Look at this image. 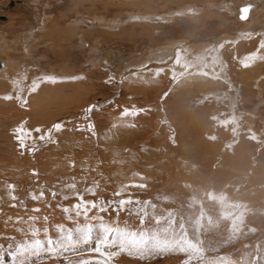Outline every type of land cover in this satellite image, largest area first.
Here are the masks:
<instances>
[{
  "label": "rangeland",
  "instance_id": "rangeland-1",
  "mask_svg": "<svg viewBox=\"0 0 264 264\" xmlns=\"http://www.w3.org/2000/svg\"><path fill=\"white\" fill-rule=\"evenodd\" d=\"M37 1L42 2L43 0ZM186 1L187 0H182V2H180L181 4L179 5L178 3L176 5L171 2L173 6L170 3L169 8L167 9L173 10V12H178L176 10H179L180 13H177L172 20L169 19L167 22L166 19L164 21L159 20L160 25L158 26H160L161 29L156 30L152 29V27H147L152 25V23L149 22L145 26V31H142V28L137 26L138 24H135L136 26L132 29L131 25L136 22L134 21V23H130L126 21L124 15L125 10L129 11L130 9L131 11L132 8H119L122 9L120 12L122 27H118L114 31L116 32L115 34H119L121 37L118 36V38H113V41L110 43L112 48H114L115 51L126 55L129 53H138V51L142 52V49L144 50L149 47H156V45H158L157 43L165 45L167 43L169 44L171 41L182 42L189 40V38L191 40H202L211 37L213 32L217 33H213V36H224L228 38V35H233V28H239L236 24L239 21L236 16L238 11H235L234 17H231L225 14L227 13V10L222 11L221 9L220 14L222 12L223 14L216 15L218 20L216 16H214L216 22H214V19L210 17L207 20L204 19L202 22L199 20L195 23L192 19H190L191 17L185 15L187 13L183 8L193 6L194 4L201 6V4L204 3L202 0H197L201 3L199 2V4L197 1L196 3L187 1V4L185 3ZM225 1H229V3L232 2V0ZM33 2L31 0H0V14L9 17H7L8 19L6 22H1L2 26L0 25L1 61L3 59H9L12 62H17V60L20 61L22 59V56L20 57V52H15L12 50L5 56L3 54L4 51L1 47V44L6 43L8 40H13L15 42L18 40L19 36L25 32H29L31 27H35L34 23H36L37 19L33 6L35 4H32ZM189 2L192 5H190ZM212 2H217V0ZM49 4L51 5L48 7H45V5L42 7L37 5V12L39 13L41 8V13L50 12L53 16H58L59 14L66 12L69 14V17L73 16L71 15L73 13L71 10L70 1L66 2L65 0H49ZM241 5L242 4L239 6ZM246 7L249 10L251 9L250 6ZM234 8L236 9L237 7ZM242 8H244V6H242L239 11H241ZM116 11H118V7H111L105 15H108L109 17L110 14V17H113V13ZM181 11L185 13H181ZM167 12L168 11L164 10L158 13L163 14ZM212 12L215 14L218 13L216 9ZM84 16L86 15L84 14ZM115 16L119 17L117 15ZM136 18L134 17L132 20H137ZM168 18H171V16ZM233 21L236 22L233 23ZM59 22L61 23L59 24V28L62 30L65 27V22L63 23V26L62 21ZM144 23L146 24V22H143L142 24ZM221 23L225 27L221 28ZM211 24L214 25L212 26ZM47 25H49L48 21L45 26ZM227 25L232 28L227 27ZM81 26H84V28H93L89 26L87 27L86 25ZM124 30L128 31L126 32L127 34L125 33V35ZM146 30H149L151 34L149 35ZM47 31L48 28L43 30V33ZM203 31L204 33H202ZM121 32H123V34H121ZM151 36L153 37L152 41L150 42L149 38ZM45 37L50 36L44 35L41 37L40 33H38L32 37V42L30 41V44H36L37 42L38 48L36 51H32L30 56H34L33 58L35 60L37 59L36 62H38V65H40V67L43 66V68L48 70V73H51L53 69L55 71L57 70L58 72L61 70V68L67 70L73 69L72 71L75 73V75H83L84 73L82 78L85 77L86 79L83 81L84 86L83 90H81L83 95L81 98H78L81 100L80 102H75L78 99H72L73 97L70 96L72 91L71 89H67L66 97H63L61 94H59V97L56 100H53L44 111H41L34 104L29 102H21L22 104L20 103L18 105L12 96H9L11 99L5 100L2 97H8L7 94H9V91L4 90L6 87H3L2 90H0V94L2 93L0 95V188L9 189L11 192L10 196H7V198L6 196L4 197L0 195V264H21V262L22 264H78V262L88 261V255H93L96 252L99 253L100 256H105L107 259L105 264H108L109 262L112 264V262L115 260L121 264H264V174L258 176L255 183L248 179L250 176H252V173H256L257 171L254 167L255 162L253 165L251 164L254 161L253 159L257 158V156L254 158V156L257 153V150L263 148L260 143H262V140H264V133L259 134V132L256 131V128L259 127V129H263L264 127V124L262 122V124L260 123V117H264V95H262L264 92L261 91L263 89L260 87L258 81L254 88L251 89V92H248L247 88H240L237 86L238 83L234 82L239 79L237 72H239L241 70V66H243L242 60H239L241 59V52L239 53L237 51L238 47L236 50H234V47L232 48V46L228 44L229 46H226L230 47L231 49L224 47L221 49L222 56L225 58L224 63L227 69L226 77L228 82L233 86L226 82L224 88H222L223 90H218L222 92V95L226 90L224 95L219 97L220 99L217 97H212L214 96L212 95V91H208L211 93V95L208 94L207 96L211 97L207 98H204L202 94L199 96L198 93L189 94L184 97L177 96V98H172V96L168 94V86L170 85L168 82H164L163 86H161L159 89L155 87L144 88V90L143 87H138L137 91L135 90L131 95V98L129 92L123 91V89L119 88L117 84L112 81V78H109V82L104 79L106 78L104 73L106 68L102 69L99 68L101 65H96L97 61L94 59L95 52H91L93 49L91 47L92 44L95 46L96 43H93L90 38L85 37V35L81 33L80 36H75L70 41L65 40L61 44L56 43L55 47L53 43L51 44L48 40H46ZM43 39H45L44 41L46 43L42 42ZM81 39L83 41H81ZM96 46H100V44H97ZM54 49L56 50V53L54 52ZM253 49L255 50V48L252 46V49H249V51L246 49L244 52H254ZM60 50H64L66 55H72V58L67 57L66 59H62V57L57 55V52H61ZM225 50L226 52H224ZM245 53H243V55ZM68 63H70V65ZM62 64H66V67H63ZM235 65L237 66V69ZM93 71L96 73H91ZM263 71L264 66L260 70V72H262L264 75ZM256 87L258 88L256 89ZM141 88L143 90H141ZM239 94H243L246 97H241ZM226 95H228V97ZM60 96H62L61 99ZM2 99H4V101H2ZM68 99L71 101L74 100V102H68ZM256 99L259 100L255 101ZM7 101L10 103H7ZM98 101L104 102L102 103L103 105L95 107L92 112L89 111L90 114L89 112L86 114L85 108L91 104L97 103ZM2 102H4V104L6 102L7 104L4 105ZM60 105H63L65 110H73L76 109L77 106V110L79 112L73 116L74 120L72 117H70L72 119H65L62 122V125L65 124L66 126L65 130L60 131L59 134L53 137V139H49L47 144L41 145V147H39L38 154H36L35 151H37V149H35L34 153L37 156L35 154L31 155L33 152L29 151V149H32L35 141V139L33 140L32 137L33 134L30 138L25 137L24 143L26 146L24 149H21L16 139V131L19 126V120L25 122L26 128H28L27 130H30L32 133L35 131L33 127L36 124L38 127V123L41 124L40 126L45 127L44 122L41 121L42 116L51 114L50 110L55 109V107H59ZM124 108L133 114L125 116ZM38 111L42 115H40ZM251 111L253 112L252 114L254 116L251 114ZM27 112L29 114H27ZM234 114L238 117L234 116ZM29 115H32V118L34 119H32ZM21 117L23 118L22 120ZM26 117L27 119L30 118L31 121H29L30 119L26 120ZM192 117L193 119H191ZM249 118H253V121L247 122V119ZM124 120L126 122H124ZM227 121H229V123ZM233 121H237L238 125L242 124L240 125V133L237 136L232 134L233 127L230 123ZM181 122H184L185 124H181ZM106 123H109L108 126ZM89 124L94 126L91 131L88 130ZM69 125L71 127H69ZM228 126H231L232 128ZM211 127L212 130H210ZM121 128L123 129L121 130ZM191 128L196 132H192L191 134ZM206 128L208 129V133L203 132V130ZM215 129L216 132H214ZM245 130H248V132ZM125 131L128 136L124 133ZM259 135H261L263 139ZM60 136L65 137V139L63 138V140H61ZM98 136L101 137L99 138L100 142H112L118 144L119 146H123L125 143L127 146L129 145L130 148L131 146H134V149H132L133 147L131 148L134 150L132 155H136H130L132 151L129 148V154H125V156H129V167L131 165V167H133L134 164H139L135 166V169H140V171H142L140 172V174L142 173V178L138 179V181L135 183L130 182V178V181L122 182V186L121 184L117 185L116 182H114V179L110 180L109 178H111V173L114 171L112 168L113 162L110 161L111 158L114 160L110 154L113 151L109 152V150H107L109 149L108 146H106V151L102 150L101 148L96 149ZM229 136H231V138ZM242 136L244 137V141H241ZM209 137L211 139L208 140L207 138ZM225 137H227L229 142H231L230 149L232 148L231 150L233 151L231 152L232 155L230 156L231 159L234 158V164L228 165V163L232 161L227 156V160H223V163L228 162L227 164L222 163L224 166L221 164V167L220 165H216L218 166V169L221 170L220 178H217V167H213V169L211 168L212 170L216 169L214 174L213 172H210L209 175L206 176L205 171L207 163H210H208L210 167V165H212V161L215 158V155L213 156L212 153H207V151L209 148H211V146L213 147V145H218L219 148L225 149L227 147ZM220 138L222 142L218 143V139ZM36 141L38 143L41 142V140L38 139ZM52 141H55V143ZM137 141L139 143H137ZM205 142H207V144L209 143V145H212H210V147H205ZM137 144L139 146H137ZM234 144L239 145L238 150L244 153L245 156H243V160L242 158L238 157L239 151L237 150V147L234 149ZM253 144L257 145L253 146ZM141 145L144 147L142 148ZM61 146H63V148H61ZM242 146L244 147L242 148ZM247 146L248 148L245 149ZM40 149L41 152L46 153L48 151V153L50 152L52 155L55 154L54 157L56 159L53 158L54 163L51 161V164H48L49 157L39 154ZM169 149H172L171 152ZM246 152L249 153L252 158L246 154ZM43 156L44 158H42ZM61 157L65 158V160L63 159L65 163L62 162V164H60L59 159ZM33 158H35V162H33L34 165H32L31 168V164L29 163H32ZM251 159L252 161L250 163L249 170L246 171L247 169H243V164L245 165L246 163L248 167V161ZM131 160L134 162L137 161V164ZM40 162L41 164H39ZM47 164L48 166H46ZM58 164L61 166L60 170V166L53 168V166ZM143 164L145 165L144 168ZM225 166L230 167H228L229 169L226 168L228 169L226 170L224 168ZM131 167L129 168L130 170L128 169L129 171L132 170ZM218 171L217 173H219ZM222 171L225 172L226 177L227 174L229 177L231 176V179H228L229 177L226 178ZM33 173H35V175ZM194 174H196L197 180L200 178V181L195 182L196 180L193 178ZM59 175L69 176L72 180L71 182L76 184L75 188L70 189L69 187L66 189L68 186L63 187L62 185H56L57 189L52 187L55 177L59 179ZM185 176L187 177L185 178ZM232 176L237 177H233L235 181H233ZM242 176L245 178L243 179ZM51 178L52 180H50ZM223 178H226L227 181ZM187 179L188 184L192 182L201 186L200 190L203 189L201 192L202 195L198 192V185L195 184L198 189L195 191V198L190 199L191 195L194 193L195 185L191 187L188 186L190 190L189 188L186 189L181 184H183ZM217 179L221 180L218 181ZM43 182L45 185H39V183ZM227 184L230 188H228ZM10 185L14 186V188H10ZM125 186L126 188H124ZM255 186H258V189H260L259 187H262L259 190L260 193ZM182 187H184L187 192H185ZM50 189H52L55 193L53 197L48 195ZM207 190L209 193L211 192V194H208L209 197L212 195V193H216V191L217 193L220 192L225 195L222 199H220V197L218 198L220 193L214 194V196H211L212 198H209L206 194L208 193ZM36 191L38 193H36ZM41 191L44 193L43 198L33 200L32 196L36 195L39 197L38 195ZM120 191L122 193H120ZM251 192H253L255 196ZM233 194L235 196H233ZM226 195L228 196L225 197ZM13 196L15 199L11 198ZM80 196L83 197L84 201L96 203L107 210L101 212L98 209H89L88 219H85L83 214L77 217L74 215L75 211L73 210V205L80 203V200L78 199ZM240 196H242V198ZM232 197H237L236 201L230 202V198ZM124 200H130L132 203L127 205L125 210H119V205L121 201ZM239 200H241L242 203L240 201L239 204ZM246 200L248 201L246 202ZM38 208L39 211H34V209ZM64 208H68L70 211L65 213L63 211ZM48 210H51L52 212ZM144 213H146V217L143 215ZM94 214H97L98 217L95 221L93 218L91 219ZM29 217H35L36 219L30 220ZM58 217L60 218L58 219ZM66 217H68V220H66ZM101 217H103V225L105 226L119 227L122 229L126 228L130 231H136L138 233L140 232L145 237V242L148 243V248L144 251H139L135 248L129 249L126 245L124 248H121L120 242L116 239V237L108 239V237L104 235L102 231V225L100 223ZM43 219L45 220L43 221ZM53 219L54 222H52ZM69 220L71 222H67ZM43 222L48 223L51 226H47L46 224L44 225ZM17 224L19 226H16ZM85 224L91 230L90 241L87 243H85L83 240L77 239V241L71 246H67L64 249H59L55 255H49L47 251H44L39 256L28 254L16 260H14L10 255V253L16 252L19 247H28L29 245L33 244L35 239H41L44 243V248L47 249V239L51 238L59 241L61 240L62 235H66L68 231H71L74 235V238H77L76 228L83 227ZM59 229H63V233H61ZM34 232L36 235H32ZM96 260H100L99 257ZM100 261H102V259ZM102 262H104V260Z\"/></svg>",
  "mask_w": 264,
  "mask_h": 264
},
{
  "label": "bare ground",
  "instance_id": "bare-ground-1",
  "mask_svg": "<svg viewBox=\"0 0 264 264\" xmlns=\"http://www.w3.org/2000/svg\"><path fill=\"white\" fill-rule=\"evenodd\" d=\"M33 3L32 4H35L33 5L34 6V9H35V12H36V23H34L35 27H31V30L29 32H25L23 33L21 36H19L18 40H16L15 42L12 40H8L6 41V43H2L1 44V47L4 51V55L6 56L7 53H10L11 50L12 51H15V52H20L21 55L20 57L22 56V59L20 61L17 60V62H12L10 61L9 59H3L2 61L0 60V90H2V88L6 87L4 90L6 91H9V96H12L14 97V100L15 102H17V104L19 105L21 102H25V100L29 103H32L34 104L37 108H39L41 111H44L48 105L53 101V100H56L58 97H59V94H61L63 97H66L67 96V93H66V90L67 89H71L72 93L70 94V96H72L73 98L72 99H78V98H81V96L83 95L82 94V91L83 90V81H85V77H83L82 74H78V75H75V73L70 69V70H67V69H63L61 68V70H59L57 72V70L55 71L53 69V71L51 73H48V70H46L45 68L40 67V65H38V62H36V60L33 58L34 56H30L32 51H36V49L38 48V43L36 42V44H30L32 41V37L35 35V34H38L40 33V36L43 37L44 35H49L50 37H45L46 40H48L51 44L53 43V45L55 46L56 43H63V41L65 40H71L72 38H74L75 36H80L81 33L85 35V37L87 38H90L91 41H93V43H96L95 46H93L92 44V51L91 52H95V55H94V59L95 61H97L96 65H101V67L99 68H106V71L104 72L105 73V77L104 78L106 81L110 80L109 78H112V81L115 82L117 84V86L121 89H123V91H128L129 94H130V97L132 98V94L134 93V91L138 89V87H143L144 88H155L157 87L158 89L163 86L164 82H168L170 83V85L168 86L169 87V90H168V94L170 96H172V98H177V96H187L189 94H193V93H198L199 96L202 94L204 98H207V97H211V96H207L208 94L211 95L210 92L208 91H212L214 96L212 97H217L219 98L220 96H223L224 93L226 92H223V95H222V92L221 91H218V90H223L222 88H224L225 86V83L228 82L227 80V72H226V65L224 63V59L223 56H222V48H230V47H227L226 45H231L232 48L234 47V50L237 49L238 47V52L240 53L241 52V59L239 60H242V64L243 66H241V70L239 72H237L238 74V77L239 79H237V81H234V82H237V86H239L240 88H244L248 90V92H251V89L254 88V86L257 84V81L259 82V85L260 87H262L263 90H261L262 92H264V78H263V74L262 72H260L261 68L264 66V0H232L231 3H229V1H225V0H220L217 2H212L214 0H202V2L204 4H201V6L199 5H196L194 4L193 6H188L187 8H183L185 9L184 11L187 13L185 14L186 16L188 15L189 17H191L190 19H192L195 23L197 21H203L204 19L207 20L208 18H212L214 19V22L215 21V17L216 15L220 14V9L223 11V10H227L225 13L226 15H229V16H233L234 17V12L235 11H238V13L236 14L237 18L239 19L238 23L237 24V27H239L238 29L237 28H233L234 31H233V35H228V38L224 37V36H213V33H216V32H213L212 33V36L209 37V38H205V37H202V38H205V39H202V40H191L189 38V40H186V41H171L169 42V44H165V45H161L160 43H157L158 45H156V47H149L147 49H142V52H139L138 53H129V54H126V55H123L122 53L120 52H117L114 50V48H112L111 46V41H113V38H118V36H120L119 34H115L116 32L114 30H116L118 27H122L121 26V18H120V12L122 11V9H119V8H127V7H130L132 8L131 11L129 9L128 10H125V18H126V21L128 22H133L134 21L136 23L132 24V29L137 25V26H140L142 28V31H145L146 29V25L147 23H152L151 26H147V27H152V29H161L160 26V22L159 20H165L166 19V22L167 20H172L174 18V16L177 14V13H180L179 10H176L178 12H173V10H169L167 8H169V4L172 2L173 4H176L178 3L181 4L180 2H182V0H65L66 2L70 1V5H71V10H72V13L71 15H73L72 17H69V14H67L66 12L63 13V14H59L58 16H53L50 12H43L41 13L42 9L40 8V12L38 13L37 12V5L42 7L45 5V7H48L50 6L51 4H49V0H43L42 2L40 1H37V0H31ZM185 1V0H184ZM187 1H191L193 3H196L197 0H187ZM187 1L185 3H187ZM198 2V1H197ZM200 2V1H199ZM198 2V3H199ZM212 2V3H211ZM9 3V2H8ZM171 3V5H172ZM184 3V4H185ZM201 3V2H200ZM199 3V4H200ZM188 4V3H187ZM190 4V2H189ZM240 4H242L241 6H239ZM192 5V4H190ZM173 6V5H172ZM187 6V5H186ZM239 6V7H238ZM244 6V8H242L241 11L240 8ZM246 6H250V10L246 7ZM10 7V6H9ZM70 7V6H69ZM111 7H118V11L114 12L113 13V17L111 16L110 17V14H109V17L108 15L106 16L105 14L110 10ZM234 7H237L236 9ZM65 9V8H63ZM82 9V10H81ZM114 9V8H113ZM117 9V8H116ZM128 9V8H127ZM216 9V11L218 12L217 14H215L214 10ZM5 10V8H4ZM62 10V9H61ZM66 10V9H65ZM168 11L167 13H163V14H159L158 12L160 11ZM254 10V11H253ZM45 11V10H44ZM82 11V12H80ZM124 11V10H123ZM253 11V12H252ZM185 12H182L181 13H185ZM252 12V14H251ZM5 13V12H4ZM84 14L86 16H84ZM223 14V12L221 13ZM220 14V15H221ZM47 15V17H46ZM52 15V16H51ZM80 15H83V16H80ZM115 15L119 16V17H116ZM160 15V16H159ZM163 15V16H162ZM243 15H246L245 17H243ZM251 15V17H250ZM91 18H90V17ZM171 18H168L170 17ZM224 16V15H223ZM0 25L2 26V23L1 22H6V20L9 18L4 16V15H1L0 14ZM11 17V16H10ZM13 17V16H12ZM89 17V18H88ZM136 18L137 20H132L133 18ZM214 17V18H213ZM221 17V16H219ZM17 18V17H16ZM109 18H112V19H109ZM124 18V19H125ZM217 18V16H216ZM35 19V20H36ZM138 19H141V20H138ZM189 19V20H190ZM226 19V18H225ZM228 19V18H227ZM231 19V18H230ZM71 20V21H70ZM211 20V19H210ZM218 20V18H217ZM220 20V18H219ZM49 23V25L45 26L46 23ZM59 21H62V26H63V23L65 22V27L60 30L59 28V24H61ZM213 21V20H212ZM143 22H146V24H142ZM220 22V21H218ZM223 22V21H222ZM228 22V21H227ZM236 22V21H235ZM233 21V23H235ZM90 23V24H89ZM192 23V22H191ZM231 23V22H230ZM14 24V23H13ZM136 24V25H135ZM201 24V23H199ZM207 24V23H206ZM224 24V23H223ZM81 25H86L87 27H93V28H84V26H81ZM212 25V24H211ZM214 25V24H213ZM212 25V26H213ZM222 25V23H221ZM225 25V24H224ZM229 25V23H228ZM227 25V27H229ZM233 25V24H232ZM61 26V25H60ZM235 26V24H234ZM139 27V28H140ZM202 27V26H201ZM222 27H225V26H221ZM226 27V28H227ZM48 28V31L43 33V30H46ZM229 28H232V27H229ZM200 29V28H199ZM203 29V28H202ZM220 29V28H219ZM218 29V30H219ZM224 29V28H223ZM204 30V29H203ZM225 30V29H224ZM227 30V29H226ZM125 31V30H124ZM123 31V32H124ZM133 31V30H132ZM131 31V32H132ZM148 32V34L150 35L151 32H149V30H146ZM161 31V30H160ZM220 31V30H219ZM231 31V30H230ZM123 32H121V34H123ZM128 32V31H125L124 32V35L125 33ZM130 32V31H129ZM226 32V31H225ZM224 32V33H225ZM201 33V32H200ZM199 33V34H200ZM204 33V31L202 32ZM207 33V31H206ZM211 33V32H210ZM127 34V33H126ZM217 34V33H216ZM20 35V34H19ZM57 36V37H56ZM121 37V36H120ZM127 37V36H126ZM134 37V36H132ZM152 37L151 36L149 39V41L151 42L152 41ZM194 37V36H193ZM17 39V38H16ZM59 39H60V42H59ZM45 39L42 40V42L46 43L44 41ZM80 40V39H79ZM89 40V39H87ZM31 41V42H30ZM47 41V43H48ZM78 41V39H77ZM81 41H83L81 39ZM85 41V40H84ZM2 42V41H1ZM69 43V42H68ZM79 43V42H78ZM253 43V44H251ZM80 44V43H79ZM97 44H100V46H96ZM91 45V44H90ZM228 45V46H229ZM18 46H19V49H18ZM72 46V45H71ZM84 46V44H83ZM151 46V45H150ZM252 46L255 48L254 52H250V53H245L244 51H249V49H252ZM56 47V46H55ZM54 47V48H55ZM58 48V47H57ZM21 49V50H20ZM96 49V50H95ZM231 49V48H230ZM87 50V49H86ZM227 50V49H226ZM226 50L224 52H226ZM233 50V49H232ZM1 51V50H0ZM56 50L54 49V52ZM61 51V50H60ZM230 51V50H229ZM20 53H17V54H20ZM41 53V52H40ZM56 53V52H55ZM243 53H245L243 55ZM88 54V53H87ZM86 54V55H87ZM91 54V53H90ZM52 55V54H51ZM57 55H59L60 57H62V59H66L67 57L68 58H72V55H69L67 54L66 55V52L64 50H62L61 52H57ZM229 55V54H228ZM225 56V55H224ZM227 56V54H226ZM225 56V57H226ZM19 57V58H20ZM52 57V56H51ZM87 57V56H86ZM232 58V57H230ZM238 58V57H237ZM56 59V58H55ZM59 60V59H58ZM71 60V59H70ZM229 60V59H228ZM53 61V60H52ZM55 61V60H54ZM237 61V60H235ZM234 61V62H235ZM262 61V62H261ZM20 62V63H19ZM56 62V61H55ZM229 62V61H228ZM233 62V63H234ZM238 62V61H237ZM241 62V61H239ZM261 62V63H259ZM15 63V64H14ZM58 63V62H57ZM61 63H65V62H61ZM231 63V62H230ZM40 64V63H39ZM70 65V63H68ZM236 64V63H235ZM241 64V63H240ZM48 65V64H47ZM54 65L56 66V64L54 63ZM53 65V67H54ZM59 65V63H58ZM63 65V64H62ZM46 66V65H45ZM66 67V64L63 65V67ZM104 66V67H102ZM230 66V65H229ZM228 66V67H229ZM236 66V65H235ZM47 67V66H46ZM91 67V66H90ZM98 67V66H97ZM231 67V66H230ZM58 68V67H57ZM82 69V68H81ZM235 69V68H234ZM236 69H237V66H236ZM239 69V68H238ZM96 71V70H95ZM95 71L91 72V73H94ZM99 71V70H97ZM104 71V70H103ZM235 71V70H234ZM77 72V71H76ZM230 72V70H229ZM264 72V71H263ZM90 73V71H89ZM88 73V74H89ZM96 73V72H95ZM94 73V74H95ZM233 74V73H232ZM92 75V74H91ZM234 75V74H233ZM86 76V74H85ZM90 76V75H89ZM88 76V77H89ZM93 77V75H92ZM230 77V76H229ZM232 77V75H231ZM230 77V78H231ZM235 77V76H234ZM233 79V78H232ZM230 81V80H229ZM109 82V81H108ZM85 83V82H84ZM229 85H232L228 82ZM227 84V86H228ZM38 85V87H37ZM165 86V85H164ZM166 86V87H167ZM233 86V85H232ZM236 86V85H235ZM229 87V86H228ZM35 88V90L33 91V89ZM91 88V87H90ZM226 88V87H225ZM258 87H256L257 89ZM141 88V90H143ZM233 89V88H232ZM236 89V88H235ZM238 89V88H237ZM145 90V89H144ZM166 90V89H165ZM91 91V90H89ZM235 91V90H234ZM246 91V90H245ZM244 92V91H242ZM63 93V94H62ZM163 93V92H162ZM241 93V92H239ZM255 93V92H254ZM2 94V93H1ZM0 94V95H1ZM69 94V93H68ZM164 94V93H163ZM167 94V95H168ZM248 94V93H247ZM84 95L86 96V94L84 93ZM135 95V94H134ZM133 95V96H134ZM160 95V94H159ZM240 95V94H239ZM249 95V94H248ZM261 95V94H260ZM259 95V96H260ZM264 95V93L262 94ZM62 96H60V99L62 98ZM169 96V97H170ZM228 97V95H226ZM241 97H246L245 95H240ZM129 97V96H128ZM238 97V96H237ZM261 97V96H260ZM1 98V96H0ZM5 99V97H2ZM69 98V96H68ZM225 98V97H224ZM4 99H2V101H4ZM129 99V98H128ZM220 99V98H219ZM6 100V99H5ZM13 100V101H14ZM69 100L68 99V102H74ZM158 100V99H157ZM172 100V99H171ZM216 100V99H214ZM227 100V99H226ZM259 100V99H258ZM257 99L255 101H258ZM12 101V100H11ZM81 100H76L75 102H80ZM129 101V100H128ZM220 101V100H219ZM228 101V100H227ZM240 101V100H239ZM242 101V100H241ZM249 101V100H248ZM261 101V100H260ZM230 102V101H229ZM262 102V101H261ZM7 103H10L7 101ZM5 102V104H7ZM102 103L104 102H97L95 104H91L89 106H87L85 108V111H86V114L89 112V109H92L90 112H92L94 110L95 107H99L100 105H103ZM228 103V102H227ZM2 104H4V102H2ZM4 104V105H5ZM22 104V103H21ZM73 104V103H72ZM84 104V103H83ZM249 104V103H248ZM260 104V102H259ZM258 104V105H259ZM26 105V104H25ZM185 105V104H184ZM239 105V104H238ZM242 105V104H241ZM256 105V104H254ZM253 105V106H254ZM76 106V105H75ZM261 106V105H259ZM112 108V107H111ZM233 108V107H232ZM73 109V107H72ZM125 109V108H124ZM114 110V109H113ZM20 111V110H19ZM216 111V110H215ZM254 111V110H252ZM251 111V114L253 113ZM261 111V110H259ZM39 112V111H38ZM79 111L77 110V106H76V109H73V110H65V108H63V105H60L59 107H55V109H51L50 110V113L51 114H48V115H43L42 118H41V121L44 122V126L45 127H42L40 126L41 124L38 123V127L35 125L33 127V129H40V132H36V131H33L31 133L32 137H33V140L35 139L34 141V144L32 146V149H37L36 154H38V151H39V147H41V145H44V144H47L48 143V140L49 139H53V137L57 134H59L60 131H63L65 130L66 126L65 124L62 125V122L65 120V119H68L70 117L73 118L74 115H76ZM89 112V114H90ZM256 112V111H255ZM258 112V111H257ZM40 113V112H39ZM132 113V112H131ZM184 113H185V110H184ZM237 113V112H236ZM261 113V112H260ZM27 114H29L27 112ZM256 114V113H255ZM40 115H42L40 113ZM119 115V114H118ZM233 115V114H231ZM253 115V114H252ZM263 115V114H262ZM23 116V115H22ZM31 118L33 117L32 115H29ZM121 116V115H119ZM234 116H237L234 114ZM249 116V115H248ZM254 116V115H253ZM39 117V116H38ZM117 117V116H116ZM238 117V116H237ZM236 117V118H237ZM17 118V117H16ZM15 118V119H16ZM37 118V117H36ZM70 118V119H72ZM107 118V117H106ZM120 118V117H119ZM124 118V117H123ZM231 118V117H230ZM255 118V117H254ZM257 118V117H256ZM260 123L262 122L264 124V117H260ZM23 118L21 117V120ZM30 119V118H28ZM27 117H26V120H28ZM34 119V118H32ZM40 119V118H38ZM128 119V118H127ZM193 119V117L191 118ZM226 119V118H225ZM253 119V118H252ZM251 118L247 119V122H251L253 121ZM25 120V119H24ZM74 120V118H73ZM115 120V119H114ZM185 120V119H184ZM224 120V119H223ZM232 120V118H231ZM255 120V119H254ZM259 120V119H258ZM18 121V119H17ZM31 121V119L29 120ZM38 121V120H37ZM36 121V123H37ZM110 121V120H109ZM180 121H183V120H180ZM226 121V120H225ZM241 121V120H240ZM244 121V120H243ZM40 122V121H39ZM91 122V121H90ZM124 122H126L124 120ZM128 122V121H127ZM212 122V121H211ZM229 123V121H227ZM19 126L18 128L20 127H24V129H28L26 128V125H25V122L23 121H20L19 120ZM27 123L29 124V122L27 121ZM33 123H34V120H33ZM46 123V124H45ZM57 123L61 124L63 127L60 131H56L54 129V125H56ZM66 123V122H65ZM82 123V122H81ZM117 123V122H116ZM184 123V122H183ZM181 122V124H183ZM203 123V122H202ZM213 123V122H212ZM255 123V122H254ZM261 123V124H262ZM107 124V123H106ZM109 124V123H108ZM107 124V126H108ZM185 124V123H184ZM214 124V123H213ZM217 124V123H216ZM232 134L234 136H237L239 133H240V130H241V126L242 124L238 125V122L237 121H233L232 123ZM258 124V122H257ZM43 125V124H42ZM136 125V124H135ZM188 125V124H187ZM220 125V124H219ZM116 126V125H114ZM215 126V125H214ZM69 127H71L69 125ZM121 127H124V126H121ZM230 128H232L231 126H228ZM227 127V128H228ZM17 128V129H18ZM126 128V127H125ZM124 128V129H125ZM203 128V127H202ZM216 128V127H215ZM123 128H121L122 130ZM189 129V128H188ZM229 129V128H228ZM248 129V128H247ZM32 130V128H31ZM131 130V129H130ZM212 130V127L211 129ZM214 130V129H213ZM231 130V129H230ZM229 130V132H230ZM250 130V129H249ZM30 131V130H29ZM248 132V130H245ZM256 131L259 132V134L261 133H264V127L263 129H259L256 128ZM50 132V138L44 140V141H41V142H37L36 140H40V136L44 135L45 133H49ZM106 132V131H105ZM131 132V131H130ZM129 132V133H130ZM190 132L192 134V132H196L194 131V129H190ZM199 132V131H198ZM202 132V131H201ZM204 133H208V129L206 128L205 130H203ZM211 132V131H209ZM216 132V129L215 131ZM125 134L126 131L124 132ZM132 133V132H131ZM203 133V134H204ZM243 133V131H242ZM65 134V133H64ZM104 134V133H103ZM255 134V133H254ZM94 135V134H93ZM98 135V134H97ZM100 135V134H99ZM102 135V133H101ZM207 135V134H206ZM213 135V133H212ZM211 135V136H212ZM223 135V134H222ZM264 135V134H263ZM123 136V135H122ZM128 136V134H127ZM157 136V135H156ZM205 136V135H204ZM261 137V135H259ZM96 137V136H95ZM108 137V136H106ZM149 137V136H148ZM147 137V139H148ZM155 137V136H154ZM194 137V136H193ZM224 137V136H223ZM231 138V136H229ZM243 137V136H242ZM241 137V141H244V137L242 138ZM258 137V135H257ZM256 137V138H257ZM27 138V137H26ZM63 138L65 139V137H62L60 136V139L63 140ZM98 139L101 138V137H97ZM96 138V139H97ZM128 138V137H127ZM201 138V137H200ZM206 138V137H205ZM247 138V137H246ZM255 138V139H256ZM262 138V137H261ZM97 139V148H101L102 150H105L106 151V146L109 147V152L110 151H113L111 154V156L114 158V160L111 158H109V160L111 162H113V166L112 168L114 169L113 173H111V178H109L110 180L114 179V182H116L117 185L121 184L122 182H127V181H130V178H131V181L132 183H135L138 181V179L142 178V173L140 174V169H135L137 165V161H133L134 163H136L137 165H133L132 170L129 171L130 167L128 165V163L130 162L129 160V156L126 157L125 154H129V148L130 146L126 145L125 143L123 144V146H119L118 144H115V143H112V142H107V141H104V142H100V139L98 140ZM103 139V138H102ZM208 140L211 139L210 137L207 138ZM248 139V138H247ZM251 139V138H249ZM263 139V138H262ZM205 140V139H204ZM213 140V138H212ZM218 143H221V138L218 139ZM225 140H226V143H227V147L225 149H221L219 148L218 145H213V147L211 146V148H209V150L207 151L212 153V155L215 157L214 160L212 161V165H210L209 167V164L207 163V166H206V171H205V175L208 176L209 173L213 172L214 174V171H217L219 173H217L216 171V174L217 175V178H220V174H221V170L218 169V166L216 165H220V167L226 163L224 162L223 163V160H227V156L228 158L231 159V152L233 150L230 149V145H231V142H229V139L227 137H225ZM246 140V139H245ZM131 141V140H129ZM148 141V140H147ZM153 141V140H152ZM235 141V140H234ZM233 141V142H234ZM107 142V143H106ZM136 142V141H135ZM236 142V141H235ZM238 142V141H237ZM253 142V141H251ZM17 143V142H16ZM30 143V142H29ZM133 143V142H132ZM137 143H139L137 141ZM146 143V142H145ZM197 143V142H196ZM262 143H264V140H262ZM261 144V146L263 148H261L260 150H257V153L255 151V156L254 158L257 156L256 159H253L254 161L251 163L252 159L250 161H248V167L245 163V165L243 164V169H247L246 171L249 170V166H250V163L253 165L254 163V167L256 168V173H252V176H250L248 179H250L251 182H254L257 181V178L258 176H260L261 174H264V144ZM50 144V143H49ZM150 144V143H149ZM206 146H209L212 145L209 143L207 144V142H205ZM233 144V143H232ZM238 144V143H237ZM237 144H234V149L235 147H237V150H238V147L239 145ZM144 145V144H143ZM143 145L142 148L144 147ZM199 145V144H198ZM248 145H251V144H248ZM257 145V144H256ZM253 144V146H256ZM137 146H139L137 144ZM136 146V148H137ZM140 146V147H141ZM148 146V145H147ZM173 146V145H172ZM245 146V145H244ZM242 146V148L244 147ZM46 147V146H45ZM133 147V148H132ZM183 147V145H182ZM203 147V146H202ZM201 147V148H202ZM241 147V145H240ZM61 148H63V146H61ZM132 149H134V146H131ZM130 148V149H131ZM175 148V147H174ZM248 146L245 148L247 149ZM256 148V147H254ZM253 148V149H254ZM44 149V147H43ZM47 149H48V146H47ZM94 149V148H93ZM131 149V154H133V151ZM140 149V148H139ZM138 149V150H139ZM173 149V148H172ZM172 149H169V151L171 152ZM157 150V149H156ZM160 150V149H158ZM236 150V151H237ZM249 150V149H248ZM255 150V149H254ZM43 151V150H42ZM51 151V150H50ZM101 151V150H100ZM163 151V150H161ZM239 151V152H238ZM238 157L242 158L243 160V156L244 153L240 152V150H238ZM242 151V150H241ZM244 151V150H243ZM30 152H33L31 153V155L35 154L34 151H30ZM54 152V151H53ZM135 152H136V149H135ZM147 152V150H146ZM152 152H155V151H152ZM182 152V151H181ZM245 152V151H244ZM17 153V152H16ZM48 151L46 153L44 152H41V149H40V152L39 154H42L44 156H48L49 157V161H48V164L53 161L55 158L54 155H52V153H48ZM56 153V152H55ZM176 153V152H174ZM253 153V152H252ZM30 154V153H29ZM35 154V155H36ZM102 154V153H101ZM177 154V153H176ZM175 154V155H176ZM246 154H248L250 157L251 155L249 153L246 152ZM76 155V154H75ZM78 155V154H77ZM105 155V154H104ZM136 155V154H135ZM135 155H132V156H135ZM147 155V154H146ZM154 155V154H153ZM157 155V154H155ZM172 155V154H171ZM174 155V156H175ZM200 155V154H199ZM206 155V154H205ZM247 155V156H248ZM24 156V155H23ZM37 156V155H36ZM44 156L42 158H44ZM142 156V155H141ZM208 156V155H207ZM210 156V155H209ZM230 156V157H229ZM234 156V155H233ZM34 157V156H33ZM64 157V156H63ZM61 157L59 159V162L60 164H62V162H64L65 158ZM79 157V156H78ZM104 157V156H103ZM107 157V156H106ZM140 157V156H139ZM15 158V157H14ZM28 158V157H27ZM209 158H213V157H209ZM246 158V157H245ZM244 158V159H245ZM249 158V157H248ZM252 158V157H251ZM32 159V157H31ZM35 158H33V161L32 163L30 162L29 160V164H31V168H32V165H34L33 162H35L34 160ZM46 159V158H45ZM56 159V158H55ZM64 159V160H63ZM138 159V158H137ZM152 159V158H151ZM204 159V158H203ZM229 159V160H230ZM238 159V158H236ZM43 160V159H42ZM63 160V161H61ZM148 160V159H147ZM233 160L234 158L231 159L232 162H227L228 165H233ZM240 160V159H239ZM37 161V160H36ZM47 161V160H46ZM71 161V160H70ZM74 161V160H73ZM108 161V160H107ZM142 161V160H141ZM173 161V160H172ZM211 161V160H210ZM28 162V161H27ZM45 162V160H44ZM75 162H79V161H75ZM109 162V161H108ZM139 162V160H138ZM239 162V161H238ZM54 163V161H53ZM56 163V162H55ZM65 163V162H64ZM99 163V162H98ZM140 163V162H139ZM223 163V164H222ZM226 163V164H227ZM241 163V162H240ZM41 164V162L39 163ZM48 164L46 166H48ZM51 164V163H50ZM60 164L56 165V166H53L54 167H59ZM153 164V163H152ZM193 164V163H192ZM222 164V165H221ZM15 165V164H14ZM45 165V164H44ZM77 165V164H76ZM75 165V166H76ZM144 165V164H143ZM148 165V164H147ZM155 165V164H154ZM251 165V166H252ZM29 166V165H28ZM45 166V167H46ZM149 166V165H148ZM224 166V165H223ZM37 167V166H36ZM145 167V165L143 166V168ZM213 167H217L215 170H212ZM230 167V166H228ZM228 167H224L225 169L228 168ZM247 167V168H246ZM35 168V167H34ZM52 168V169H53ZM61 166L59 167V170H60ZM110 168V167H109ZM141 168V166H140ZM212 168V169H211ZM233 168V166H232ZM255 168H252V169H255ZM36 169V168H35ZM39 169V168H38ZM44 169V168H43ZM129 169V170H128ZM201 169H202V166H201ZM223 169V168H222ZM229 169V168H228ZM226 169V170H228ZM237 169V168H236ZM41 170V169H39ZM47 170V168H46ZM67 170V169H66ZM65 170V171H66ZM110 170V169H108ZM147 170V169H146ZM149 170V168H148ZM147 170V171H148ZM238 170V169H237ZM236 170V171H237ZM251 170V169H250ZM35 171V170H34ZM56 171V170H55ZM63 171V169H62ZM61 171V172H62ZM187 171V170H185ZM52 172V171H50ZM58 172V171H57ZM145 172V171H144ZM143 172V173H144ZM207 172V173H206ZM243 172V171H242ZM250 172V171H249ZM40 173V172H39ZM149 173V172H147ZM222 173H224V176L226 177L225 175V172L222 171ZM258 173V174H257ZM49 174V173H48ZM58 174V173H57ZM56 174V175H57ZM42 175H43V172H42ZM51 175V174H50ZM53 175V174H52ZM144 175V174H143ZM211 175V174H210ZM104 176V175H103ZM205 176V177H206ZM214 176V175H213ZM239 176V174H238ZM254 176V177H253ZM264 176V175H263ZM34 177V176H33ZM40 177V176H38ZM43 177V176H42ZM49 177V176H48ZM87 177V176H86ZM187 176H185L186 178ZM196 174L193 175V178L194 180H196L195 182L197 181H200L199 179L197 180L196 178ZM202 177V176H201ZM210 177V176H209ZM212 177V176H211ZM228 174H227V177L228 178ZM237 178L235 176H232V178ZM36 178V177H35ZM50 178V177H49ZM84 178V176H83ZM226 178H223L226 180ZM233 178V181H235ZM243 178V176H242ZM245 178V177H244ZM243 178V179H244ZM86 179V178H85ZM146 179V178H145ZM190 179V177H189ZM216 179V178H214ZM222 179V177H221ZM219 179V180H221ZM228 179H231V176L228 178ZM262 179V178H261ZM46 180V179H45ZM52 180V178L50 179ZM82 180V178H81ZM193 180V179H192ZM218 180V179H217ZM218 180V181H219ZM239 180V179H238ZM264 180V179H263ZM32 181V180H31ZM43 181V180H42ZM41 181V182H42ZM71 178L69 176H60L59 175V179L55 177V180H54V183H52V187H54L55 189H57V186L56 185H62L63 187H67L71 184H73L71 182ZM188 179L183 183L181 184L182 186H184L186 189H188L189 187L191 186H194L195 184L197 183H190L188 184L187 183ZM206 181V179H205ZM223 181V180H222ZM227 181V180H226ZM46 182V181H45ZM71 182V184H70ZM194 182V181H193ZM215 182V181H214ZM245 182V181H244ZM51 183V182H50ZM108 183V182H107ZM131 183V184H132ZM218 183V182H216ZM225 183V181H224ZM223 183V184H224ZM259 183V182H258ZM43 183H39V185H43ZM85 184V183H84ZM112 184V183H111ZM147 184V183H146ZM203 184V183H202ZM219 184V183H218ZM230 184V183H229ZM45 185V184H44ZM76 185V184H75ZM126 185V184H125ZM199 189L197 188V186L195 185V189H194V193L193 195L196 193L195 191L198 189L199 193L202 192L201 189V186H199V184H197ZM37 186V185H36ZM61 186V187H62ZM122 186V184H121ZM124 186V185H123ZM189 186V187H188ZM225 186V184H224ZM228 186V184H227ZM231 186V185H230ZM60 187V188H61ZM184 187H182V189H184ZM232 187V186H231ZM256 187V186H255ZM258 187V186H257ZM256 187V188H257ZM264 187V185H263ZM69 187H67L66 189H68ZM126 188V186L124 187ZM128 188V187H127ZM225 188V187H224ZM228 188H230L228 186ZM255 188V189H256ZM260 189L262 187H259ZM71 189V188H70ZM186 189H184L185 192ZM227 189V188H226ZM253 189H254V186H253ZM258 189V188H257ZM256 189V190H257ZM258 189V191L260 190ZM264 189V188H263ZM79 190V189H78ZM129 190V189H128ZM190 190V188H189ZM205 190V189H204ZM212 190V189H211ZM228 190V189H227ZM230 191V190H229ZM228 191V192H229ZM232 191V190H231ZM119 192V191H118ZM197 192V193H198ZM205 192V191H204ZM208 193H206L207 195L208 194H211V192L209 193V191L207 190ZM227 192V191H226ZM247 192V191H245ZM10 190L9 189H4V188H0V195L1 196H10ZM36 193H38L36 191ZM53 193L54 191L52 189H50L48 195L50 197H53ZM120 193H122L120 191ZM220 192L216 193L214 192V194H219ZM233 193V192H232ZM241 193V192H240ZM243 193V192H242ZM253 193V192H251ZM260 193V191H259ZM205 194V195H206ZM214 194L212 193V195L214 196ZM247 194V193H246ZM76 195V194H75ZM107 195V194H106ZM191 195L190 199H194L195 198V195L193 196ZM202 195V193H201ZM210 195V197L212 196ZM225 194L223 193H220L218 195V198L220 197V199H222L224 197ZM232 195V194H231ZM251 195V194H250ZM254 195V193H253ZM28 196V195H27ZM39 196V195H38ZM193 196V197H192ZM228 195H226L225 197H227ZM233 196H235L233 194ZM255 196V195H254ZM29 197V196H28ZM205 197V196H204ZM209 197V195H208ZM209 197V198H210ZM238 197V196H237ZM236 198H230V202H234L236 201ZM242 198V196H240ZM252 197V196H251ZM257 197V196H256ZM9 198V197H8ZM12 198V197H11ZM212 198V197H211ZM215 198H216V195H215ZM239 198V197H238ZM255 198V197H253ZM126 199V197H125ZM240 199V198H239ZM251 200V199H250ZM12 201H15V200H12ZM29 201V200H28ZM240 201L239 200V204H240ZM248 200H246L247 202ZM238 202V201H237ZM245 202V203H246ZM262 202V201H260ZM259 202V203H260ZM242 203V201H241ZM244 203V204H245ZM234 205V204H233ZM258 205V204H257ZM263 205V204H261ZM39 209V208H38ZM55 209V208H54ZM53 210V209H52ZM48 211H51V210H48ZM52 212V211H51ZM25 213V212H24ZM43 214V213H42ZM36 215V214H35ZM41 215V214H40ZM75 215V214H74ZM38 216V214H37ZM50 217V216H49ZM60 217H58L59 219ZM68 220V217H66ZM94 219V221L98 218L97 217V214H94L93 217H91V219ZM108 218V217H107ZM57 219V217H56ZM55 219V220H56ZM62 219V218H61ZM70 219V218H69ZM82 219V218H81ZM42 220V218H41ZM45 219H43L44 221ZM71 220V219H70ZM67 221V222H71V221ZM74 220V219H73ZM72 220V221H73ZM28 221V220H27ZM26 221V222H27ZM58 221V220H57ZM64 221V220H63ZM48 222V221H47ZM50 222V221H49ZM54 222V219L53 221ZM89 222V221H88ZM28 223V222H27ZM37 223V221H36ZM44 225L46 224L47 226L50 225L48 223H45L43 222ZM58 223V222H57ZM34 225V224H33ZM16 226H19L18 224ZM30 226V225H29ZM51 226V225H50ZM48 228V227H46ZM48 230V229H47ZM46 231V230H45ZM50 231V230H49ZM18 232V231H17ZM27 233V232H26ZM40 234V233H39ZM95 252V251H94ZM89 256V259L88 261L86 262H91V264H105L107 259L105 258V256H100L99 253H94L93 255L90 254L88 255ZM87 257V256H86ZM99 257V259L102 261L104 260V262L100 261V260H96L97 258ZM108 263V262H107ZM108 264H111V262H109ZM112 264H121L119 263L117 260L113 261Z\"/></svg>",
  "mask_w": 264,
  "mask_h": 264
},
{
  "label": "snow or ice",
  "instance_id": "snow-or-ice-1",
  "mask_svg": "<svg viewBox=\"0 0 264 264\" xmlns=\"http://www.w3.org/2000/svg\"><path fill=\"white\" fill-rule=\"evenodd\" d=\"M38 87V85H37ZM35 90V88L33 89V91ZM5 99H11V97H5ZM25 103H27V101L25 100ZM89 111H91V109H89ZM133 113H130L129 110L125 109L124 110V115H132ZM138 114V113H135ZM62 125L57 123L56 125H54V129L56 131H60L62 129ZM93 125L89 124L88 126V130L91 131L93 129ZM36 132H40V129H36ZM25 137L30 138L31 137V132L24 129L23 127L18 128L16 131V139L19 143V147L21 149L25 148ZM50 138V132L49 133H45L44 135L40 136V140L44 141L46 139ZM53 143H55V141H52ZM29 151H34V149H29ZM35 175V173H33ZM10 188H14V186H9ZM68 187L70 188H75V184H71ZM94 194V193H93ZM53 195H55V193H53ZM44 193L43 191L40 192L39 197H37L36 195L32 196L33 200H37L40 198H43ZM67 198V197H66ZM12 199H15V197L13 196ZM78 199L80 200V203L73 205V210L75 211V215L77 217L81 216L83 214L85 219H88V213H89V209H98L101 212L106 211L107 209L103 208L102 206L96 204V203H92V202H86L83 200V197L80 196L78 197ZM132 201L130 200H124L121 201L120 205H119V210H125L126 206L131 204ZM15 206V205H13ZM34 211H39V209H34ZM63 211L65 213H68L70 210L68 208H64ZM146 217V213L143 214ZM30 220H35V217H29ZM47 219V218H45ZM100 223L102 225V231L104 233L105 236L108 237V239H112L113 237H116V239L120 242L121 248H124L125 245L131 249V248H135L139 251H144L145 249L148 248V243L145 242V237L139 232L136 231H130L128 229H122L119 227H112V226H105L103 225V217L100 218ZM61 231V233H63V229H59ZM38 231V230H37ZM90 232L91 230L88 228V226L85 224L83 227H77L76 228V237L74 238V235L71 231H68L66 235H62L61 240L57 241L54 239H47V244H48V248L45 249L44 248V243L41 239H35L34 243L29 245L28 247H19L17 249L16 252L10 253V255L13 257L14 260L18 259V258H22L25 255L31 254L33 256H39L42 252L47 251L49 255H55L56 252L59 249H64L67 246H71L72 244H74L77 239L83 240L85 243L90 241ZM32 235H36V233H32ZM55 246V247H54ZM22 264V262H21ZM78 264H91V262H78Z\"/></svg>",
  "mask_w": 264,
  "mask_h": 264
},
{
  "label": "water",
  "instance_id": "water-1",
  "mask_svg": "<svg viewBox=\"0 0 264 264\" xmlns=\"http://www.w3.org/2000/svg\"><path fill=\"white\" fill-rule=\"evenodd\" d=\"M11 5H12V3H11ZM246 15H243V17H245ZM0 19H1V17H0Z\"/></svg>",
  "mask_w": 264,
  "mask_h": 264
}]
</instances>
